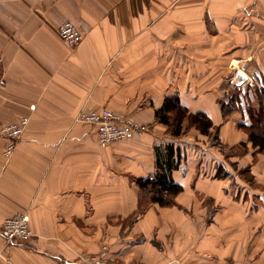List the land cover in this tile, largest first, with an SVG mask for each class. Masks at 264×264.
Listing matches in <instances>:
<instances>
[{
  "label": "crops",
  "instance_id": "0c3cea01",
  "mask_svg": "<svg viewBox=\"0 0 264 264\" xmlns=\"http://www.w3.org/2000/svg\"><path fill=\"white\" fill-rule=\"evenodd\" d=\"M67 20L78 46L56 31ZM0 52V127L29 117L10 157L0 134V224L27 210L35 232L0 231V264H264V152L223 108L237 72L264 76V0H0ZM170 95L210 133L173 135L157 116ZM103 106L149 131L102 146L78 115ZM169 143L183 190L161 205L137 179Z\"/></svg>",
  "mask_w": 264,
  "mask_h": 264
},
{
  "label": "built area",
  "instance_id": "2783aa9c",
  "mask_svg": "<svg viewBox=\"0 0 264 264\" xmlns=\"http://www.w3.org/2000/svg\"><path fill=\"white\" fill-rule=\"evenodd\" d=\"M58 35L69 45L78 46L83 39V32L74 22L67 20L56 29ZM3 55L0 52V62ZM80 121L92 124L97 129L99 142L102 146L135 135H143L149 131L146 123L140 122L131 116L118 113L107 106L93 109L89 112H81L78 115ZM29 123V117L23 116L17 122L5 124L0 127V134L7 139L5 154L10 157L14 152L25 128ZM2 172L0 171V180ZM0 231L6 242H28L35 232L31 227V216L27 210L17 212L15 215L5 218L0 224ZM80 259L88 264H126L124 262L108 259L102 255H81ZM61 264H72L70 260Z\"/></svg>",
  "mask_w": 264,
  "mask_h": 264
},
{
  "label": "trees",
  "instance_id": "16d2710c",
  "mask_svg": "<svg viewBox=\"0 0 264 264\" xmlns=\"http://www.w3.org/2000/svg\"><path fill=\"white\" fill-rule=\"evenodd\" d=\"M264 102V99H263ZM227 104L223 102L225 109ZM262 114V112H260ZM256 116L253 114L252 116ZM159 119L171 126L173 135L179 136L185 132V124L196 126L203 133H210L213 126L212 119L204 112H190L184 106L178 95L167 96L164 105L157 110ZM259 116V115H258ZM258 121V120H257ZM250 128V140L260 151L264 150V130L255 131ZM157 172L154 176L139 177L137 183L146 191L151 200L161 205H171L175 202V196L183 190V186L173 177V172L178 169L182 159V153L173 143L165 146H157L156 149Z\"/></svg>",
  "mask_w": 264,
  "mask_h": 264
},
{
  "label": "rangeland",
  "instance_id": "374dc122",
  "mask_svg": "<svg viewBox=\"0 0 264 264\" xmlns=\"http://www.w3.org/2000/svg\"><path fill=\"white\" fill-rule=\"evenodd\" d=\"M230 90L228 94V108H241L244 110L246 120L249 123L248 131L250 128H255V131L263 132L264 130V76H257L252 83L248 85L238 86L230 82ZM241 87V88H240ZM241 94V95H239ZM262 112V114H260ZM256 114V116H252ZM259 115V116H258ZM258 120V121H257ZM245 150V145L239 146L237 149L229 151V153H241ZM264 152V150H262ZM246 170L244 168L240 169Z\"/></svg>",
  "mask_w": 264,
  "mask_h": 264
},
{
  "label": "water",
  "instance_id": "95a60500",
  "mask_svg": "<svg viewBox=\"0 0 264 264\" xmlns=\"http://www.w3.org/2000/svg\"><path fill=\"white\" fill-rule=\"evenodd\" d=\"M247 80V75L243 71L237 72L234 83L240 85Z\"/></svg>",
  "mask_w": 264,
  "mask_h": 264
}]
</instances>
